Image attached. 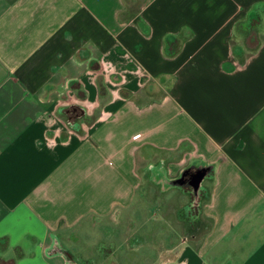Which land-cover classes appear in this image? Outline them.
I'll list each match as a JSON object with an SVG mask.
<instances>
[{
  "label": "crops",
  "instance_id": "crops-1",
  "mask_svg": "<svg viewBox=\"0 0 264 264\" xmlns=\"http://www.w3.org/2000/svg\"><path fill=\"white\" fill-rule=\"evenodd\" d=\"M258 9L0 0V264H74L84 221L113 264H264V39L232 44Z\"/></svg>",
  "mask_w": 264,
  "mask_h": 264
},
{
  "label": "rangeland",
  "instance_id": "rangeland-1",
  "mask_svg": "<svg viewBox=\"0 0 264 264\" xmlns=\"http://www.w3.org/2000/svg\"><path fill=\"white\" fill-rule=\"evenodd\" d=\"M257 11L261 22L257 21L256 11L251 15L248 20H243L235 23L234 35L232 37V44L236 50L237 56L243 58L255 45L264 39V34L260 33L264 29L263 14L260 9ZM191 210V209H190ZM186 214V231L188 234L192 233L195 220H193L192 213L189 211ZM92 221H95L93 219ZM82 223L80 226H75L72 234L71 241L68 244L61 243L59 239L53 243L59 252L73 262L74 264H113L111 258L112 244L97 242L95 228L86 227Z\"/></svg>",
  "mask_w": 264,
  "mask_h": 264
}]
</instances>
